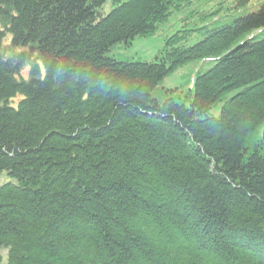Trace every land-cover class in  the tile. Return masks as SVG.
Here are the masks:
<instances>
[{"label": "trees", "instance_id": "1", "mask_svg": "<svg viewBox=\"0 0 264 264\" xmlns=\"http://www.w3.org/2000/svg\"><path fill=\"white\" fill-rule=\"evenodd\" d=\"M188 5L196 43L107 56ZM0 172V264H264V0H0Z\"/></svg>", "mask_w": 264, "mask_h": 264}, {"label": "rangeland", "instance_id": "2", "mask_svg": "<svg viewBox=\"0 0 264 264\" xmlns=\"http://www.w3.org/2000/svg\"><path fill=\"white\" fill-rule=\"evenodd\" d=\"M208 1L209 3H214L216 0ZM260 2L261 0H253V3L256 4H259ZM208 5L211 7L213 6V4ZM113 7V3H106L99 11V15H107ZM207 8L209 9L210 7L208 6ZM245 10H247V12L252 11L251 9ZM194 12H199V10L196 9V6L194 5L182 6L178 10H174L171 13L169 19L163 25L158 27V30L155 34L146 37H136L130 42V44H117L107 56L126 62H154L162 55L165 48L166 39H169L174 35L178 34L180 37L186 35L187 39L183 40L180 46H189L196 43L200 36L199 33L193 31L208 24L210 21L200 23L198 20L200 16L197 18L193 17L195 15ZM183 31L190 32L184 34ZM10 40L11 37L8 35L4 42V49H7V46L10 44ZM10 54L11 53L7 51V55ZM212 63V61H199L175 70L163 81V92L166 93L167 91H170L167 94H173L174 97L182 96L185 98L189 88H194V81L197 73L208 70L212 66ZM28 73L29 71L25 70L23 75L26 76ZM158 96L159 98L163 99L169 95L160 96L159 92ZM183 100L185 101L186 99ZM221 106V104L215 106L211 110L210 115L218 117ZM251 143L253 145L250 144V148L256 144V141ZM7 182H13V179H11L6 172H0V184ZM2 257L3 262L5 263L7 261V250L2 251Z\"/></svg>", "mask_w": 264, "mask_h": 264}]
</instances>
